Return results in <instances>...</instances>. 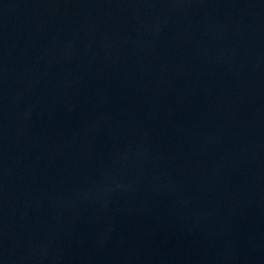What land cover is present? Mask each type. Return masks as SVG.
<instances>
[{
    "label": "water",
    "instance_id": "1",
    "mask_svg": "<svg viewBox=\"0 0 264 264\" xmlns=\"http://www.w3.org/2000/svg\"><path fill=\"white\" fill-rule=\"evenodd\" d=\"M0 264H264V0H0Z\"/></svg>",
    "mask_w": 264,
    "mask_h": 264
}]
</instances>
